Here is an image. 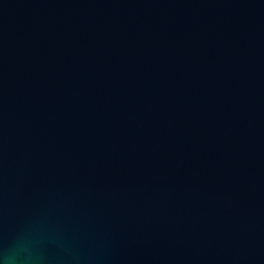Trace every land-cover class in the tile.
<instances>
[{
  "label": "water",
  "instance_id": "1",
  "mask_svg": "<svg viewBox=\"0 0 264 264\" xmlns=\"http://www.w3.org/2000/svg\"><path fill=\"white\" fill-rule=\"evenodd\" d=\"M0 264H264V0H0Z\"/></svg>",
  "mask_w": 264,
  "mask_h": 264
}]
</instances>
